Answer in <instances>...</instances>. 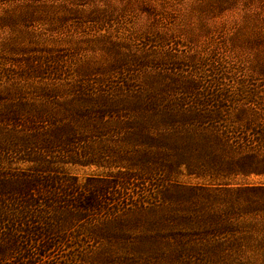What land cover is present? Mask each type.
Instances as JSON below:
<instances>
[{"label": "rangeland", "instance_id": "rangeland-1", "mask_svg": "<svg viewBox=\"0 0 264 264\" xmlns=\"http://www.w3.org/2000/svg\"><path fill=\"white\" fill-rule=\"evenodd\" d=\"M0 264H264V0H0Z\"/></svg>", "mask_w": 264, "mask_h": 264}, {"label": "trees", "instance_id": "trees-1", "mask_svg": "<svg viewBox=\"0 0 264 264\" xmlns=\"http://www.w3.org/2000/svg\"><path fill=\"white\" fill-rule=\"evenodd\" d=\"M104 194V191L100 194V191L96 192V195L94 192H91L89 195V202L83 206L84 209H97V207H100L102 204L101 196Z\"/></svg>", "mask_w": 264, "mask_h": 264}]
</instances>
